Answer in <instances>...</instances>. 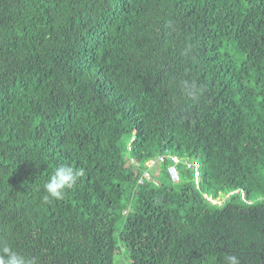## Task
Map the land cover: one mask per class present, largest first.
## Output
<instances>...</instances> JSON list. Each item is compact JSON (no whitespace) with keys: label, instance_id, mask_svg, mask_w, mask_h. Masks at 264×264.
I'll use <instances>...</instances> for the list:
<instances>
[{"label":"trees","instance_id":"1","mask_svg":"<svg viewBox=\"0 0 264 264\" xmlns=\"http://www.w3.org/2000/svg\"><path fill=\"white\" fill-rule=\"evenodd\" d=\"M168 156L198 178L179 162L172 183ZM60 164L84 175L44 202ZM3 244L34 264H262L264 0H0Z\"/></svg>","mask_w":264,"mask_h":264},{"label":"clouds","instance_id":"2","mask_svg":"<svg viewBox=\"0 0 264 264\" xmlns=\"http://www.w3.org/2000/svg\"><path fill=\"white\" fill-rule=\"evenodd\" d=\"M183 92L185 96L195 98L198 95L199 89L197 88L194 82L190 83L188 81H184L183 82ZM168 157H171V156H168ZM130 160L133 162L132 159ZM150 160H153L155 162V160H158V159L153 158ZM149 161H146L143 164V167L145 165L144 168H146V163ZM179 162H182L185 167H188V168L193 167L194 170L196 168L198 169V166H199L198 163L189 161L188 159H185V158H179V160L175 163L171 162L167 166V172L169 176H170V173H169L168 168L170 165H174L178 173V181H173L170 176L172 183H177L180 181L179 170L177 167V164ZM187 162L190 163L191 165L187 166L186 164ZM195 164H197V166H195ZM144 168L141 170V175L137 179V182L144 183L145 181H143V179H145L146 181H150V182L155 181V179L151 175L149 178L144 177V174H143ZM83 175H84V170L82 168H73L72 166L66 165V164L58 165L53 171V173L50 175V177L47 179L46 183L44 184V191L46 193L43 196L44 202H50L53 199L62 200L66 194V191L73 188L76 185L78 179L82 177ZM141 177H142V182H140L139 180ZM216 200L220 202L222 201L220 198H216ZM0 264H34V261L27 259L21 252L14 249L11 245L3 244V245H0ZM227 264H240V260L236 255H229L227 257Z\"/></svg>","mask_w":264,"mask_h":264},{"label":"built area","instance_id":"3","mask_svg":"<svg viewBox=\"0 0 264 264\" xmlns=\"http://www.w3.org/2000/svg\"><path fill=\"white\" fill-rule=\"evenodd\" d=\"M161 158H162V156H160V159H161ZM170 158H171V160H172L173 163H175V162H177V161L179 160V158H178L177 156H171ZM153 163H154L153 160H150L149 162L146 163V168L144 169V172H143L144 177H146V178H149V177H150V174H149L148 168H149ZM186 164H187V166H190V165H191V164L188 163V162H187ZM195 166H197V164H195ZM168 170H169V173H170L171 179H172L173 181H178V173H177V170H176L175 166H174V165H170L169 168H168ZM195 177L198 178L197 168L195 169ZM139 180H140V182H142V177H141ZM204 196L206 197L207 200H209V201H211V202H218V203H220V201H218V200L212 198L210 195L204 194Z\"/></svg>","mask_w":264,"mask_h":264},{"label":"water","instance_id":"4","mask_svg":"<svg viewBox=\"0 0 264 264\" xmlns=\"http://www.w3.org/2000/svg\"><path fill=\"white\" fill-rule=\"evenodd\" d=\"M262 264H264V260L262 261Z\"/></svg>","mask_w":264,"mask_h":264},{"label":"rangeland","instance_id":"5","mask_svg":"<svg viewBox=\"0 0 264 264\" xmlns=\"http://www.w3.org/2000/svg\"><path fill=\"white\" fill-rule=\"evenodd\" d=\"M152 166V165H151ZM144 167H145V165H144Z\"/></svg>","mask_w":264,"mask_h":264}]
</instances>
